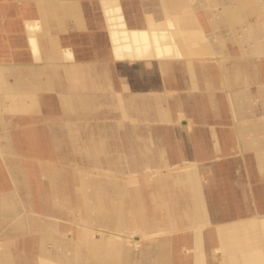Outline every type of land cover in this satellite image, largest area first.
Wrapping results in <instances>:
<instances>
[{
	"label": "crops",
	"instance_id": "1",
	"mask_svg": "<svg viewBox=\"0 0 264 264\" xmlns=\"http://www.w3.org/2000/svg\"><path fill=\"white\" fill-rule=\"evenodd\" d=\"M76 1L81 13L79 26L66 17L62 26L51 27L52 33L78 62L108 69L112 89H79L96 93L89 99V105L97 103L92 112L86 101L71 100L72 106L67 105L56 94L54 84V89L43 85L37 91L42 113L13 112L0 121V264H21L18 251L9 247L28 235L37 240L32 251L38 264L130 263L135 254L128 245L138 246L147 237L146 208L143 201L131 204L133 211L125 217V196L136 198L140 193L124 190L121 178L131 181L118 174L130 173L135 166L131 167L127 155L123 169L117 164L122 161L120 156H97L96 151L104 152L105 139L129 142L137 135L143 146L133 165L150 166L156 159L150 157L154 151L162 158L161 166L182 163L179 172L167 175L169 180L159 176L147 188L166 195L172 206L168 214L177 225L171 242L152 247L147 243V249H140L147 251L143 264L148 258L151 264H264V0H166L165 5L163 0L144 1L147 9L160 2L161 6L155 7L161 23L192 10L197 21V35L192 38L205 49L192 55L119 61L116 67L112 56L105 61L98 50L105 34L92 26L104 23L91 22L84 1ZM5 2L16 9L7 27ZM38 2L0 0V62L36 63L22 20L39 18ZM120 3L125 15L123 0ZM125 17L129 24L145 25ZM89 34L94 54L81 46ZM183 39L181 36L180 44ZM106 40L109 44L107 33ZM107 81L102 77L101 84ZM60 84L55 85L57 89H62ZM70 97L65 94V99ZM105 109H112L111 114L106 115ZM110 116L112 120L105 122ZM136 121L149 127H141V132ZM124 126L130 137L120 133ZM27 142L30 144L25 145ZM81 142L91 147L88 164L78 166L79 185L88 192L75 202L65 180L71 171L57 161L66 165ZM148 142H154V149ZM28 164L39 176L42 189L32 187ZM95 171L102 179L94 176ZM114 196L120 200L111 212L104 208L103 200ZM125 221L144 230L140 236L133 235L137 244L126 241L130 235L120 228ZM92 229L123 237L113 250L117 257L105 260L103 255L101 261L91 260L95 251L97 255L111 251L88 241L84 245L80 238L94 237L89 233ZM43 238L51 240L50 246H39ZM79 248L85 254L79 253L78 262ZM63 249L64 258H57Z\"/></svg>",
	"mask_w": 264,
	"mask_h": 264
},
{
	"label": "bare ground",
	"instance_id": "2",
	"mask_svg": "<svg viewBox=\"0 0 264 264\" xmlns=\"http://www.w3.org/2000/svg\"><path fill=\"white\" fill-rule=\"evenodd\" d=\"M99 2L103 20L107 28L110 54L114 60L115 67L119 64V61L170 58L181 56L184 53L192 55L203 52L205 49L204 44L194 41L192 38L197 35V21L193 17L192 10L190 9L182 14L175 15V24L168 18L162 24L158 22L147 23V26L146 24L144 26H135L128 23L120 0H100ZM38 9L40 15L38 19L22 20V24L29 31L27 37L28 43L30 44L32 56L36 63L0 62V121L7 120V116H10L8 114L13 112L40 113L42 110L40 104L41 98L38 96L37 91L43 85L49 88L51 85L53 87L54 84L56 94L67 105H71V100L79 102L86 101L88 110L92 112H95L97 103L91 102L93 104L89 105V99L96 93L94 92V95H92L89 91L81 92L79 89H112L109 81L110 78L107 75L109 72L108 69H99L95 66V63L90 64L89 61L85 63L78 62L75 60L71 49L60 45L57 37L52 33L51 27L53 25H63L64 18L66 17L73 18L74 22L79 26L81 13L78 1L39 0ZM147 18L149 21L150 18L154 20L158 19L151 15ZM177 26L183 38H185L181 44L174 40L175 33L173 30ZM102 77H107V84H101ZM57 84H60L62 89H57L58 86H55ZM71 89H77V91H68ZM66 93L71 96L68 100L65 99ZM93 232L98 235V238L82 236L80 240L84 245L88 241L91 245L96 244L100 248L101 246H106L104 245L105 243H102L105 240L104 238H112L113 243L111 244H114V249L111 247L108 255H106V252L102 254L101 251L99 253L100 255H97L96 251L90 255L91 260L94 262L103 260V255L105 260H107V257L109 258L113 254V250H115L116 241L119 240V237H123L99 229H92V232L89 233ZM132 243L137 244L138 240L133 239ZM26 244L28 245V243ZM50 244L51 240L43 238L40 240L39 246L44 248L50 246ZM77 252L79 262L81 257L79 253L84 256L85 251L79 248ZM63 253L64 249L63 252L60 251L58 255L56 254V257L63 259Z\"/></svg>",
	"mask_w": 264,
	"mask_h": 264
},
{
	"label": "rangeland",
	"instance_id": "3",
	"mask_svg": "<svg viewBox=\"0 0 264 264\" xmlns=\"http://www.w3.org/2000/svg\"><path fill=\"white\" fill-rule=\"evenodd\" d=\"M83 1L86 4V12H87V16L89 17L90 21L93 23H104L103 15H102V9L98 5V0H83ZM144 1L147 2V0H132L131 2H130V0H128V2H125L123 0V4H124L123 7H124L125 15L128 16L130 19H133L134 21H136V23H138L140 25L143 24V21L146 22L145 23L146 26H147V23L148 24L158 23L159 22L158 19L154 20V19L150 18V21H149L147 17L148 16L150 17V15L156 17L158 15L159 9L157 7H155V5L160 7L161 6L160 2L157 4H154V5L150 4L151 5L150 8L147 9V6H146V8H144L142 5V3ZM152 1H155V0H152ZM163 1H164V5H165L166 0H163ZM144 9H145V11H144ZM4 10L8 14V17L6 18L7 24H5L7 27V25H9V23H11L13 21L12 16L13 17L15 16V10L16 9H15L14 5L10 4L9 2H7V3L5 2ZM213 10H216V8H213ZM170 19L172 20V22L174 24L176 23L175 16L171 17ZM162 23H164V22H162ZM104 25H105V23H104ZM59 26H62V25H59ZM161 26L165 27L164 25H161ZM92 27H98L99 29H97V32L100 33L102 31L103 34H105V35H103V38H104L103 43L104 44L101 47L99 46L98 50L100 49L99 53L103 54V55L101 54V56L104 58L105 61L111 59L110 49H109L110 47H109V44L106 40V33H107L106 25L103 26L102 24H100L98 26L93 25ZM94 31H96V30L95 29L90 30L88 33H92ZM173 32L175 33L174 37L177 39V41L181 42L180 38H181L182 34L179 31V27L177 26L173 30ZM221 32H223V30H221ZM90 37H91L90 34H89V36L87 35V37H86L87 43L84 45H81V46L86 48V52H88V54L90 52H91V54H94V52H95L94 46H92L90 44V42H88ZM0 43H1V39H0ZM109 66H112V63H109ZM113 70H115V69H113ZM115 78L116 79H114V81L115 82L118 81V77H117L116 73H115ZM46 104L49 105L48 100H46ZM105 106H107V105L105 104ZM107 107H109V106H107ZM108 110L109 109H105L106 115H108V114L110 115L112 112L111 111L112 109L109 111ZM106 111H108V112L106 113ZM114 111L118 112L117 109ZM104 120L106 122V121H111L112 119L110 116V118L107 117ZM116 121L117 120L114 119V122H116ZM136 123L138 124V125H136V127L139 128L141 132H142L141 127H145V128L149 127V126L147 127L148 123L144 124V125H142V122H140V121L139 122L136 121ZM126 129L127 128H125V126L120 127V133L122 132V133L126 134L125 136L130 137V136H128V133L126 132ZM143 132H145L147 134V130L145 131V129H144ZM136 133H140V132L137 131ZM129 135H130V133H129ZM125 136L124 135L120 136V138L125 137ZM135 138L136 139L134 141L131 140L129 142L121 141V140H119L118 142L117 141H108L105 139L104 142H102V148H103L104 152L101 153V152H99V150L96 152H97V156H102V157L103 156L111 157L114 155L120 156L122 161L120 163H117V164L120 167H123V169L125 168L124 166H126V159H124L123 157H125V155H127V157H130L129 161H130V164L132 165L131 167L133 168L135 166V168H133V171H131L130 173H128V172L127 173L126 172L120 173L119 172L118 175H121L124 177L126 176L129 178V181H131V182H127V179L124 178L125 179L124 180L121 178L120 181L123 182L122 188H124V190H127L129 192H133L134 190H136L140 193L137 195L136 198H133L131 196L130 197L125 196V198H124L125 199L124 201H126V203L124 205L125 209H124V207H122V209L125 213V217H129L130 213H132V211H133L132 208L134 207V205H131V204L143 201L145 208H146L145 213H146V217H147V229H146L147 237L144 238L139 243L138 246L128 245L129 247L131 246V248L133 250L132 252L135 254L134 257L132 258L133 261L131 260V262L128 264H143V261L147 257V251H141L140 249L143 247H144V249H147V243L149 246H151V245L153 246L156 243L159 244L161 242H163L164 244H167L168 240H170V242H171L173 240L171 235H173V233L176 231L175 228L177 225V223L174 220V217H170V215L168 214V212H170L169 211L170 208H172V206H170L168 204L169 203V199H168L169 197L167 196L168 200H166V195H163V193L161 194V193H159V191L153 190V189L147 190V188H149L151 182H155L156 179L159 178V176L160 177L161 176L167 177V175H169L170 173L179 172L181 170L180 166H182V163H179L177 165L173 164V165H168V166H166V165L161 166L160 161H162V158L159 156V154L157 152L154 151V152L150 153V157L153 155V157L156 159L152 160L153 163L150 164V166L144 167V166H140L139 164L133 165V160L135 158H137V156H139V157L141 156L140 154L142 152L140 153L139 149H140V147L143 146L142 140L139 139L141 137L137 135V136H135ZM96 143H98V142H96ZM148 143L151 145L150 148L153 147V149H154V142H148ZM26 144H30V143L27 142V143H25V145ZM72 145L73 144H71V148L74 147V145L73 146ZM76 145H77L76 150H74V148H73V150L71 151V156H72L71 161H68V163H66V165H64L63 160H62V162L57 161V164H61L65 167H68L67 170L71 171L66 175L65 180H66V184H68V185L70 184V186L72 188L71 192L73 193L72 196L74 197L75 202H77L76 201L77 197L80 198L85 194V192L86 193L88 192L87 190H85V188H82L79 185L78 178L80 176L78 173L79 172L78 166L79 165H86V162L88 164L87 151H89L91 149V147L89 146L90 143L88 144V143H84V142L82 143L81 142V143H78ZM127 145H128V147H127ZM41 146H42L41 151L44 152L45 151L44 143ZM130 146H131V148H130ZM28 166L30 167L28 176L30 178H32V180H31L32 187L34 189H42L43 185H42L41 181L39 180V176L36 175L33 168L30 166V164H28ZM96 173L97 172L95 171L94 176L97 177ZM102 177H103V175H102ZM97 178H101V176H98ZM103 178L106 179L107 177L105 176ZM167 178H168V180L170 179L169 177H167ZM60 181L62 182L63 180H60ZM107 185H110V184L107 183ZM105 192L108 195V192L107 191H105ZM148 192H149V195H147ZM109 195H110V192H109ZM98 196L101 198L104 195L98 194ZM119 200H120L119 198L115 199V196L111 197V198L109 197V198L103 200V206L105 209H109L111 212H113V209L117 205V203H119ZM73 212L75 214H79V211L77 208H74ZM168 218H170V220H168ZM140 224L141 223H139V225ZM111 225L112 224H110V226ZM120 225H121L120 228L124 230L123 233L130 235L129 239L128 238L126 239V241L129 243H131L133 235L140 236V235H142V233H144V230L142 229L141 226H138V224L135 225L133 223H129V222L125 221V222L120 223ZM158 230H160V232H156ZM153 231H155V232H153ZM93 235H94V232H93ZM32 236L33 235H28V236L22 237L21 239L17 240L15 243L13 242L9 247L12 251L14 249L16 251H18V255H19V259H20L21 264H23V263L27 264L30 262H31L30 264H38V262L35 258V253L33 252L34 250L32 251V248H33L32 245H34V242L37 243V240H33V238H27V237H32ZM94 237L98 238V235L95 234ZM104 239L105 240H103L104 241L103 244L105 243L104 245H106L105 246L106 249H107V247L111 248V246L114 245V244H111V243H113L112 238L107 237ZM109 239H111V240H109ZM26 242H29L28 245L26 244ZM94 246H96V244ZM27 250H28V252H27ZM3 253H4V251H3ZM0 254H1V252H0ZM156 256L158 257L160 255L158 254ZM111 257L115 258L116 254H111ZM164 262H165V260H164ZM81 264H83V262ZM147 264H151L150 258L147 259Z\"/></svg>",
	"mask_w": 264,
	"mask_h": 264
}]
</instances>
